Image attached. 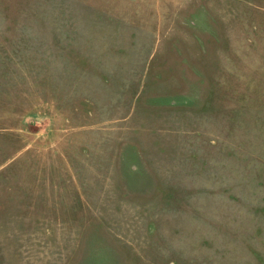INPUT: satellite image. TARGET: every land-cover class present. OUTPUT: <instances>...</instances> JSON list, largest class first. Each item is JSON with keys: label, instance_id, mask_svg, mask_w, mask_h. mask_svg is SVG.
I'll return each instance as SVG.
<instances>
[{"label": "rangeland", "instance_id": "374dc122", "mask_svg": "<svg viewBox=\"0 0 264 264\" xmlns=\"http://www.w3.org/2000/svg\"><path fill=\"white\" fill-rule=\"evenodd\" d=\"M0 264H264V0H0Z\"/></svg>", "mask_w": 264, "mask_h": 264}]
</instances>
